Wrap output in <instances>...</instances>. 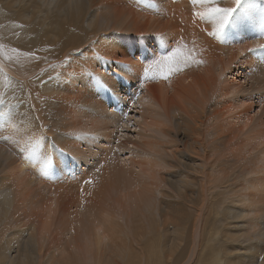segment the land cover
<instances>
[{
    "label": "bare ground",
    "instance_id": "obj_1",
    "mask_svg": "<svg viewBox=\"0 0 264 264\" xmlns=\"http://www.w3.org/2000/svg\"><path fill=\"white\" fill-rule=\"evenodd\" d=\"M218 6L0 0V264H264V0Z\"/></svg>",
    "mask_w": 264,
    "mask_h": 264
},
{
    "label": "snow or ice",
    "instance_id": "obj_2",
    "mask_svg": "<svg viewBox=\"0 0 264 264\" xmlns=\"http://www.w3.org/2000/svg\"><path fill=\"white\" fill-rule=\"evenodd\" d=\"M192 4H201L205 7L204 12L194 13L198 15L201 20H209L214 26V35L219 36L223 33L224 29L230 24L233 12L236 10L234 7H220L218 6L219 0H191ZM234 5L239 6L241 0H233ZM159 39V38H158ZM17 56H30L31 53L18 52L16 49L12 50ZM251 51V49H250ZM190 54H181L179 45L176 48L171 49L164 55H160L151 60V62L145 64L143 67V73L139 81V85L142 87L145 82L155 80H169L174 74L179 73L185 67L190 66ZM125 69L130 70V66L121 64ZM84 73L91 72L88 67L81 69ZM127 115V114H124ZM99 171V169H97ZM85 184L92 183V181L86 180Z\"/></svg>",
    "mask_w": 264,
    "mask_h": 264
}]
</instances>
